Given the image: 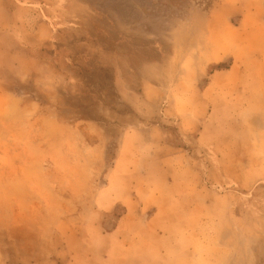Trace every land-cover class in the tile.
<instances>
[{"label": "rangeland", "instance_id": "obj_1", "mask_svg": "<svg viewBox=\"0 0 264 264\" xmlns=\"http://www.w3.org/2000/svg\"><path fill=\"white\" fill-rule=\"evenodd\" d=\"M0 264H264V0H0Z\"/></svg>", "mask_w": 264, "mask_h": 264}]
</instances>
